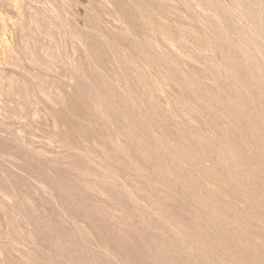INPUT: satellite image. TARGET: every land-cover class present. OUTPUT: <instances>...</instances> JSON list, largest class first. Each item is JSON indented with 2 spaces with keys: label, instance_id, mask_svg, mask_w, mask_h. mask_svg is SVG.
Here are the masks:
<instances>
[{
  "label": "rangeland",
  "instance_id": "obj_1",
  "mask_svg": "<svg viewBox=\"0 0 264 264\" xmlns=\"http://www.w3.org/2000/svg\"><path fill=\"white\" fill-rule=\"evenodd\" d=\"M0 264H264V0H0Z\"/></svg>",
  "mask_w": 264,
  "mask_h": 264
}]
</instances>
